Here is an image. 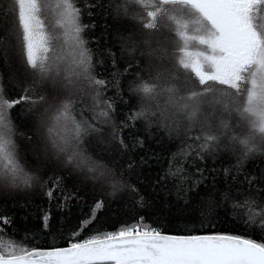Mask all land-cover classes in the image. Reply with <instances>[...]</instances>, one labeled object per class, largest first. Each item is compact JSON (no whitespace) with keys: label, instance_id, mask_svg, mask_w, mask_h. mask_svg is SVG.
<instances>
[{"label":"trees","instance_id":"obj_1","mask_svg":"<svg viewBox=\"0 0 264 264\" xmlns=\"http://www.w3.org/2000/svg\"><path fill=\"white\" fill-rule=\"evenodd\" d=\"M7 1L0 0V84L4 95L21 96L27 89V95L34 99H46L36 105L22 103L11 110V138L24 172L16 186L10 176L0 177V219L11 220V225H3L6 232L0 231V249H5V254L12 250L13 242L29 251L64 248L96 234L137 225L162 234H231L264 242V144H256L252 138L253 151L248 152L239 139L232 138L243 139L250 132L248 127V134L240 136L245 133L240 134V127L245 125L239 114L228 113L227 130L214 117V105L206 103L208 107L200 105L197 121L181 114L179 123L169 126L170 122L159 118L157 106L158 102L160 106L166 103L167 94L150 98L132 90L141 82L155 83L153 78L160 73L155 72L153 63L162 64L158 60L169 56L161 48L151 53L150 48L157 44L149 46L145 36L158 35L169 41L170 53L183 52L177 24L173 27L158 16L155 29L144 26L151 22L147 13L155 10L158 0H68L88 25L81 37L92 54L91 76L104 81L95 84L84 74L71 76L85 90L73 104L75 118L86 119L100 130L87 136L82 147L114 174L110 178L120 179L116 174L123 169L128 174L125 179H130L139 193L126 183L114 190L105 181L74 173L65 155L57 154L50 145V120L42 141L35 117L41 112H56L60 103L74 94L64 77L80 71L81 57L74 30L63 23L65 0H42L45 34L56 37L50 41L55 51L50 49L47 55L58 58L61 70L57 77L53 73L43 78L26 62L18 8L15 0ZM160 77L164 81L172 78L166 74ZM182 86L187 89V85ZM200 88L199 84L197 90ZM57 90L62 93L58 100L49 97ZM109 101L114 110L109 108ZM218 107L222 109V105ZM142 109L147 118H138L134 124L129 113ZM104 112L108 115H102ZM209 127L219 139L203 148L204 132ZM121 140L127 148L122 147ZM52 152L59 160L53 159ZM25 174L33 177L30 186L22 183ZM57 177L61 178L58 184ZM49 187L54 189L52 198L47 194ZM97 202L103 207L97 209Z\"/></svg>","mask_w":264,"mask_h":264},{"label":"snow or ice","instance_id":"obj_2","mask_svg":"<svg viewBox=\"0 0 264 264\" xmlns=\"http://www.w3.org/2000/svg\"><path fill=\"white\" fill-rule=\"evenodd\" d=\"M18 8L17 19L19 29L22 30V43L26 62L34 70L38 69L43 78L51 77L54 73L60 75L57 57H48L50 49H55L50 43L56 39L48 36L44 31L41 18L44 10L42 0H15ZM182 6L197 14L194 23L197 25L195 34L188 35L180 31L179 36L184 41L183 56L180 61L185 69H190L198 79L201 88L192 89L186 94L171 81H164L159 75L155 83L141 82L133 86V91L143 93L150 98L167 94V101L159 108V118L162 122L177 125L182 114L190 121H197L204 102L209 105L220 104L231 114L235 111L242 120L249 125L250 132L246 138L240 139L234 135V140L244 145L248 152L253 151L250 140L255 132L264 134V30L257 27V14L264 15V0H158L154 11L147 13L151 22H145V28L155 29L157 17L175 19L173 12L161 6ZM64 26H71L74 30L76 47L81 59L78 61L79 72H74L64 79L67 85L74 84L72 75H85V78L95 84L104 81L91 76L92 54L85 47L87 41L81 33L88 27L73 10V3L65 0ZM82 15V13H81ZM181 29H187V23L176 21ZM189 42L202 46V50H189ZM115 63V59L113 60ZM223 86L214 88L212 84ZM234 90L232 93L224 89ZM28 90L21 96H5L0 84V177H11L16 186L20 174L24 172L20 163L15 142L11 138L14 121L11 110L17 105L30 102L36 105L45 101V96L38 99L27 95ZM62 95L58 90L49 93L58 100ZM244 95L239 101L238 96ZM208 96L212 100L207 101ZM109 108L114 106L109 101ZM155 115V113H152ZM102 115L107 116L104 112ZM147 118L145 110H133L129 118ZM53 125L48 133L52 147L57 154L67 157L69 164H74L77 170L91 174L93 180L107 181L115 190L126 183L133 191L139 189L130 179H125L127 173L121 169L116 174L120 179H112L114 174L106 169L82 147L85 138L93 132L100 131L86 119H76L73 101L64 99L52 117ZM222 126L229 129L226 122ZM31 140V137H29ZM218 135L209 127L204 132L203 148L217 142ZM121 145H127L121 140ZM131 168V165H129ZM33 177L25 174L22 183L30 186ZM61 178H56L59 183ZM48 196H54V189L49 187ZM141 202L143 197H140ZM97 209L103 207L97 202ZM258 210V209H257ZM47 219V217H45ZM82 226L87 225L81 222ZM245 223H249L248 220ZM11 225L10 218L0 219V231H5L3 225ZM78 229L74 235L78 234ZM11 251L0 249V264H264V242H257L250 238H242L231 234H205L190 236H173L162 234L151 227L124 226L122 230L96 234L83 241L71 242L66 248L51 250H27L23 244L13 242Z\"/></svg>","mask_w":264,"mask_h":264},{"label":"rangeland","instance_id":"obj_3","mask_svg":"<svg viewBox=\"0 0 264 264\" xmlns=\"http://www.w3.org/2000/svg\"><path fill=\"white\" fill-rule=\"evenodd\" d=\"M9 6L11 7L10 2H9ZM163 7L168 8L169 10H171L173 12L174 17H175V19H173V20H169L167 17L162 18V19H164L165 22H167L168 24H170L173 27H175V25L177 24L176 23L177 20H179L181 23H187L188 24V28L187 29H181L179 24H177V26L179 27L180 31H182V30L183 31H186L188 35L195 34V30L197 28V25L194 23V21L198 18L197 17V14H195L194 12H192L190 9L183 8L182 6H170L169 5V6H163ZM254 22L256 23V25H257L258 28L264 30V15L257 14L256 20ZM144 31L145 32H148L146 30H144ZM148 33H150V32H148ZM145 37H146L147 42L149 43V46H151V44H153V43L154 44L155 43L157 44L156 46L150 48L151 53H153V52H155L157 50L160 51V48H161L162 50L166 51L168 53V55H169V53H170L169 52V49H168V47H169V41L167 39H164L162 37H159L158 35H155V34H152L150 36H145ZM14 42H15V40H14ZM188 48H189V50H202V46H199L198 44H195V42H189ZM182 55H183V52H182ZM183 59H184V56L183 57H180L177 61L174 62V60H171L170 56H168V58L166 57V58H163L162 60H158L162 64L157 63L156 61L153 64H156V66H157L155 68V70H156L155 72H159L161 75H165V74L166 75H171L172 78H171L170 81L173 82L174 84H176L181 89V92L184 94L186 91H190L192 89H197L198 88V85H199V81L194 76V74L191 72L190 69H185L182 66V64L180 63V61L183 60ZM18 61H21V60L18 59ZM178 68L181 69V70H184V71L188 72L190 75L187 76V75L181 73L180 72L181 70L179 71ZM26 73H28V71ZM160 74H158V75L160 76ZM158 75H156L153 79H156V77ZM54 77H57V76H54ZM64 82L67 83V81H64ZM180 82L182 83V85H187V89L185 87H183L180 84ZM65 83H61V84H64L65 85ZM194 85H196L197 88H195ZM212 86L214 88H217V89H220V88L223 87V86H220V85L214 84V83L212 84ZM68 90L72 91L74 94L68 96L66 99H69L70 98L73 101V104H76V102H77L76 101L77 96H84L85 95L84 88L82 87V85H78L77 82H75L73 85H70L68 87ZM82 90H83V92H82ZM224 90L226 92H228V93H232L234 91L232 89H226V88ZM66 96H67V93L64 95V97H66ZM243 96L244 95H240V96L237 97V99L239 101H243L244 100ZM206 103L207 102L202 103V106H205V107L207 106L208 107V105ZM218 105H220V104H215L214 105V107H215L214 108L215 109L214 117L216 119L219 118V121H220V124L221 125H222V122H226L229 125V123L227 121V119H228V112H226L224 110L223 106H222V109H220L218 107ZM210 109H213V108L211 107ZM55 113L56 112H49V111H47V113L41 112L40 115H38L37 117H35L36 128H37L38 132H40V136H41L42 141H43V138H44L43 137V130H44V128L46 129L49 120L51 121V123L49 124L48 128L53 125L52 117L55 115ZM243 123H244L245 126H244V128L243 127L242 128L240 127V134L242 132H245V133L241 134L240 136H244V134L247 133V131L245 130L246 129L245 127H249V125L247 124L246 121L243 120ZM50 141L51 140H49V142ZM50 145L52 147V144H50ZM42 150L43 151H45V150L48 151L44 147L42 148ZM52 157H53L54 160H59V159H57L58 156L55 153H53V152H52ZM61 161H60V163L63 165L64 163L61 162ZM65 162L68 163L67 162V157H66ZM67 165L68 166H71L70 168L72 169V171L74 173H81V174H84L86 177L91 178V174L87 173L86 171L82 172V171L77 170L76 167L74 166V164H69L68 163ZM105 182H107V181H105ZM108 184H110V183H108Z\"/></svg>","mask_w":264,"mask_h":264},{"label":"bare ground","instance_id":"obj_4","mask_svg":"<svg viewBox=\"0 0 264 264\" xmlns=\"http://www.w3.org/2000/svg\"><path fill=\"white\" fill-rule=\"evenodd\" d=\"M167 43V42H166ZM169 56L171 58V60H174V59H179L180 57H183V55L181 53H169ZM178 70L180 71L181 69L178 68ZM181 73L185 74V75H190L188 72L184 71V70H181L180 71ZM94 87V86H93ZM92 87V88H93ZM244 98V96H243ZM207 100V99H206ZM208 101V100H207ZM248 127H246L247 129ZM264 135L263 134H258V133H255V135L253 136V142H255L256 144H264Z\"/></svg>","mask_w":264,"mask_h":264},{"label":"water","instance_id":"obj_5","mask_svg":"<svg viewBox=\"0 0 264 264\" xmlns=\"http://www.w3.org/2000/svg\"><path fill=\"white\" fill-rule=\"evenodd\" d=\"M166 235H172V234H166ZM173 236H183V235H173ZM64 248H66V247H64ZM38 250H40V249H38ZM48 250H51V249H48Z\"/></svg>","mask_w":264,"mask_h":264}]
</instances>
